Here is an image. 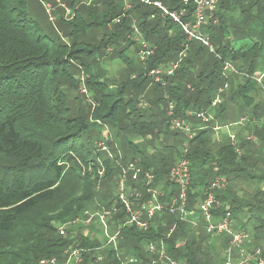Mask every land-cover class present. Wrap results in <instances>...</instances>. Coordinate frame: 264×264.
<instances>
[{
	"label": "trees",
	"instance_id": "trees-1",
	"mask_svg": "<svg viewBox=\"0 0 264 264\" xmlns=\"http://www.w3.org/2000/svg\"><path fill=\"white\" fill-rule=\"evenodd\" d=\"M31 1H37L43 8L46 1L49 2L0 0L2 244L6 242L5 237L15 235L20 230L22 221L32 211L56 199L61 189L71 180L77 183L79 189L74 192L76 195L69 197L68 207L62 204L65 211L58 219H64L67 223L74 222L82 213L78 219L85 220L86 214H90L91 210L97 213L110 209L117 198L121 165L132 161L137 160L145 170L154 171L156 188L166 194L167 200L178 194V188L170 182L169 175L175 164L185 156L190 161L193 177L188 193L189 210H193L197 200L202 202L204 192L216 178L224 177L229 182L240 179L245 160L237 157L230 137L226 141L215 143L213 128L225 118L229 120L227 124L237 125L239 121L231 116L229 106L232 108L237 102L241 103L246 99L253 108L246 113L242 104L245 111L239 120L248 118L244 129L251 132V126L258 139L264 138V117L258 111L260 101L249 95L252 91L257 92V87L260 86L253 77L264 44V30L260 38L250 37L252 41L247 46L238 40L234 41L236 37L233 36L227 42L220 40L219 36L226 35L228 26H224L223 17L230 9V0H219V26L205 27L214 53L199 42L187 43L184 32L177 24L161 18L154 7L136 0H130L132 9L128 12L125 10V0H100L95 7L91 0L87 3L85 0H70L74 11L67 10L70 12L67 18L70 20L62 21L66 24L65 30L54 28L52 33L43 29L33 17L28 7ZM152 1L161 2L172 10L181 7V0ZM246 1L248 7H243L241 11H256L260 18H264V0ZM84 6L91 10L88 13L82 12ZM157 14L154 20L151 19L152 15ZM134 21L145 40L156 48L154 56L145 65L138 57L139 45L135 40ZM255 24V27H262L264 23ZM105 27L106 31L100 35L99 41L87 38V32L105 30ZM187 44L189 49L186 57L175 75L166 79V87L155 84L148 77V71L175 64ZM127 49L136 51L143 68L128 82L111 91L97 73L92 74L99 64L96 58L102 54L108 58L119 53L121 58L129 61L125 56ZM224 62L232 63L239 74H225ZM205 69L210 72H204ZM82 74L86 75V83L94 95L95 110L89 111L86 106L83 107L76 93ZM145 84L154 86V91L161 95H149L147 89H143ZM226 85L231 86V94L223 92L221 104L212 107L220 90ZM127 88L135 92L134 95L128 93L131 94L128 101L125 98ZM258 91L261 93L260 88ZM166 97L175 104L176 117L195 123V128L204 127L196 117L198 113L210 111L214 114L215 121L204 130L197 131L192 140L184 134L172 132L165 111L168 106ZM142 98L152 109L144 111L139 108ZM120 111L125 113L123 118ZM109 126L116 132L107 141L113 158L97 147L104 129L110 130ZM148 136L150 139H147ZM167 137L183 139L187 142V147L180 151L175 147L178 140L169 144L165 140ZM250 137L254 138L252 135ZM134 138H140L142 142L135 144ZM239 140L242 149L255 146V139ZM186 150L188 152L184 155ZM257 162L255 159L250 160L251 183L258 179L251 175L252 170L259 171ZM100 172H104L103 178L100 177ZM260 179L264 180V177ZM104 187H114V194H109L111 198L102 195ZM257 194L250 195V200L246 201L239 198L233 190L226 189L219 191L217 198L223 204H231L224 205L231 206L229 210L233 216L244 206L250 207V201H254L252 199L258 204L252 203L255 210L259 204H264V201L258 200ZM220 213L223 214L224 211ZM123 216L124 214L113 219L116 223L111 225L112 232L124 226ZM96 220L98 218L94 222ZM32 226H35L34 230L28 236H20L22 244L27 243L19 257L21 259L15 258L14 264H41L44 260L52 259L61 263L67 258L66 252L72 249L84 250L82 264H125L130 259H135V264H152L155 257L146 250V246L152 242L159 244L162 240L167 245L169 256L179 264H215L218 257L214 252L215 247L211 245L219 239L213 240L205 234L197 235L190 223L182 222L179 216L168 212L158 214L147 233L131 227L121 229L119 240L122 244L118 245L119 251L109 246L113 249L110 254L103 253L109 248L100 250L101 245L95 238L98 232L94 228L89 229L88 236L77 232L78 227L79 230L85 228L83 224L70 231L76 230L77 235H72L69 240L62 237L53 226L46 228L39 223ZM26 227L22 230H29ZM255 234L254 237L259 234L258 237L264 238L263 222L261 227L256 228ZM2 244L0 255L7 256L8 253H3L1 249ZM226 247L228 244H224V248ZM215 256L217 257L214 259ZM221 264H225L224 259Z\"/></svg>",
	"mask_w": 264,
	"mask_h": 264
},
{
	"label": "built area",
	"instance_id": "built-area-1",
	"mask_svg": "<svg viewBox=\"0 0 264 264\" xmlns=\"http://www.w3.org/2000/svg\"><path fill=\"white\" fill-rule=\"evenodd\" d=\"M148 6H152L158 10L161 18L168 19L177 24L185 34L186 42H199L203 46L210 49L212 53L215 52L214 47L210 41L209 36L204 31L208 25L219 26L220 17L218 16L219 0H181L180 8L178 10H172L161 2H154L152 0H136ZM47 5H45L46 7ZM132 9L130 0H125L126 12ZM48 10V9H47ZM70 14L69 11H67ZM157 15H152L151 19H155ZM135 40L139 45L138 57L140 61L145 65L154 56L156 48L152 47L144 38L140 30L138 29L136 22L133 23ZM189 49L188 44L185 46L183 52H181L178 61L168 67H158L148 71V77L153 80L157 85L166 87V79L175 75L176 71L180 68L182 60L186 57V53ZM110 51V50H109ZM111 52V51H110ZM223 72L225 74H239L234 65L230 62H224ZM264 75L261 77H253L258 83L262 84ZM226 86L225 88H227ZM224 88V89H225ZM224 89L220 90L219 95L214 100L212 107H217L221 104V94ZM168 101L166 108L169 129L172 132H178L184 134L189 140L194 139L196 136L197 128L193 125L182 121L175 115V104L165 98ZM139 108L142 110H150L151 105L145 103L142 98L139 103ZM192 114H189L191 117ZM198 120H200L204 127L215 121L213 113L205 112L196 114ZM249 119L241 118L237 126L246 127ZM263 123V121H262ZM222 128L216 125L213 131L219 135ZM108 134H105L98 143L97 147L100 151L108 153L111 158L112 154L107 141L110 140ZM233 143L235 153L241 155L242 151L239 148V143L235 135L230 136ZM248 141L252 138L248 137ZM187 150L184 155L187 154ZM122 156L121 153L119 154ZM104 172H100V177L103 178ZM170 182L178 188V194L165 200V193L159 188H156L155 181L156 176L152 169L145 170L139 163V161H132L126 165H121V175L117 183V198L110 209H103L97 212L95 215L88 214L87 219L83 222V225L91 226L95 218H98L102 231L107 238V246H113L118 251V241L121 234V229L125 227L135 228L138 231L147 233L153 227V221L158 214L168 212L171 215H177L182 222L190 223L194 229H197L196 234L200 235L203 230L204 234L213 240L221 238L223 235H231V240L228 247L224 251L225 264H264V248H250L248 246L251 241V236L244 230L237 232L233 231V216L228 206L226 207L217 198L219 191H224L229 186L227 178H216L204 192V199L197 206V214L199 218H193V213L189 210L188 193L192 186V171L191 164L184 156L175 166L172 168L170 175ZM224 211L223 214L220 211ZM124 214V226L119 227L118 231L112 235L111 225L109 222L115 217ZM203 222V223H202ZM79 221L69 223V226L77 227ZM68 225H62L57 230L62 237H66ZM173 232V230H172ZM171 232V233H172ZM170 233V235H171ZM168 235V237H170ZM146 250L155 257L152 264H179L178 261L169 256L167 251V245L165 241L158 243H149L146 246ZM84 250L72 249L66 252V260L59 263L56 259L50 261H44L42 264H82ZM239 254V258L236 259L235 254ZM135 259H130L125 264H135Z\"/></svg>",
	"mask_w": 264,
	"mask_h": 264
},
{
	"label": "rangeland",
	"instance_id": "rangeland-1",
	"mask_svg": "<svg viewBox=\"0 0 264 264\" xmlns=\"http://www.w3.org/2000/svg\"><path fill=\"white\" fill-rule=\"evenodd\" d=\"M90 1V0H89ZM47 5L45 8H43V5H41L40 3H38L37 1H31L28 4V7L30 9V12L32 13L33 17L39 22L40 26L49 31L50 33L54 32V28L57 30H65V26L66 24H64L62 21H68L70 19H68V12H66L67 10H72L74 11V7L72 6V2L70 0H49L46 1ZM82 2V0H81ZM85 2L87 3L88 0H85ZM92 5L97 6V4H99L100 0H91ZM80 4V1H79ZM44 5V6H45ZM76 6V5H75ZM243 7H248V2L246 0H230L229 2V11L227 12V14L224 15L223 20H224V26H228L226 28V35L228 33H230L229 35H225V37L223 36H219L220 40H225L227 42V40L233 36L236 37L234 41H237L239 43L243 42V44H245L246 46L249 45V43L252 41L250 39V37H255L258 36V38L261 37V35H263V30H264V24L261 27L260 25L258 27L256 26V22H262L264 23V18H260L258 13L256 11L252 12V11H248V12H243L241 11V9H243ZM46 9V10H45ZM48 9V10H47ZM90 8L87 7H83L82 12L84 13H88V11H90ZM70 18V16H69ZM61 28V29H60ZM106 31V27L105 30H93L90 32H87V38L92 37L95 41H99L100 40V35L103 34ZM204 31H206V29H204ZM219 33V31L217 32V34ZM216 34V35H217ZM234 38H232L233 40ZM250 39V40H249ZM258 40V39H257ZM261 41H263L262 39L260 40V44L262 45L263 43H261ZM113 50H116L115 47L112 48ZM125 56L128 58L129 61H127L125 58H121L119 56V53H116L115 55L111 56V57H106V55L102 54V55H98L97 56V60L99 61V64L97 65L96 69L94 71H92V74H96L98 75L99 79L105 83L107 85V88L111 91H114L117 87H120L122 85V83L128 82L133 76H136L137 73H139L142 68L143 65L141 64V62L139 61L136 51L133 49H127ZM201 70V67L199 68ZM204 72L208 73L210 72L208 69H205ZM264 75V44H263V48L261 50V54H260V58L258 59V68L257 71L255 73V77L258 76H262ZM86 75L82 74L80 82L78 84V92H76L78 94V97H80L81 100V104L82 106H86L85 108L89 111L91 110H95V99H94V95L92 94L90 88L88 87L87 83H86ZM242 83V82H241ZM227 86V85H226ZM225 86V87H226ZM224 87V88H225ZM260 88L261 93L258 91ZM143 89H147V91L149 92V95H157L160 96L161 93L160 92H155V87L154 86H149V84H145V86L143 87ZM257 92L256 91H252L251 93H249L250 96L252 97H257L258 101H260V105H259V112L263 115L264 117V80L262 82V84L260 86L257 87ZM262 89V90H261ZM134 90H130V88L126 89V101L129 100V96L131 94H135V92H133ZM227 91V92H226ZM232 88L231 86L227 87L224 89V92H226V94H231ZM131 94H128V93ZM230 96V95H229ZM141 101V100H140ZM139 101V103H140ZM243 102L239 103L237 102V105H235L234 107L231 108V105L229 103V113H231V116L234 118V120H238L242 114V112H244L246 110V113L251 112L253 105H251V103L249 101H247L246 99L242 100ZM145 103H147V101H145ZM242 104H244V108L245 110L242 108ZM139 105V104H138ZM83 106V107H84ZM240 106V107H239ZM152 109V107H151ZM145 111V110H144ZM166 111V110H165ZM121 112V117L123 118L125 116V113L123 111ZM220 124L222 125V127L224 128L227 124V122H229V120H227V118H225V120H221L219 121ZM219 126V125H218ZM237 126V125H236ZM237 127H241L244 129V127L242 126H237ZM110 130L108 128L104 129V132L102 133V138H104L105 134H108L109 132H112V134L110 133L109 136L110 138H112V135H115L116 132L115 130H113L110 126H109ZM220 138H223V141H226L227 138V129L224 128L223 130H221V133L219 134ZM147 139H150V137L148 136ZM255 139V138H252ZM167 141V143L172 144L173 142H175V140H178V144H176V148L178 150H182L187 147V142L183 139H175L172 137H167L165 139ZM213 140L216 143L217 142V136L216 133L214 132V136H213ZM133 142L135 144H139L140 142H142V140L140 138H134ZM222 142V140H221ZM264 153V152H263ZM264 155V154H263ZM120 164V161L118 162ZM258 168L259 171H251V175L252 176H257L258 179L254 182H252V189H254L253 194H257L258 195V200L259 201H264V180H261L260 178L264 177V160H258ZM256 163V164H257ZM248 178V174H246L244 176V178H242V180H240V182H242L243 180ZM241 179V178H240ZM79 189L77 183L73 180L68 181V183L63 187V189H61L59 196L54 199L51 202L45 203L42 206L38 207L37 209H35L34 211H32L27 219L25 221H22L21 223V228L20 230L15 234V235H9L7 237H5L6 242L2 244L1 240H0V247L2 244V250L3 253L7 252V256L5 254H1L0 255V264H14L13 260L15 258H17L18 260H20L21 258H19L23 252V249L26 245L22 244V235H26L28 236L30 232H32L34 230V227L32 226L35 223H39V225H44L46 228L48 226H53L54 228L58 229L60 226L62 225H68L67 227V233H66V239L69 240V237H71L72 235H77V232L80 231L83 235L87 236L89 234L88 229H98L99 227H101V225L99 226V221L96 220L94 222V224H92L90 227L85 225V228H82L81 230H79L78 228L75 231L71 232V230H74V227L69 226V223L71 222H66L63 221L64 219H58L59 216H62V214L64 213L65 209H63L62 204L64 203V205H66V207L69 206V197L70 196H74L76 195V193L74 194V192ZM263 193V194H262ZM109 194H114V187H112L111 189L104 187L103 190V196H109V198H111V195ZM241 195V193H240ZM73 198V197H72ZM254 201H250V207L248 206H244L242 209L237 210L234 213V218L238 221H241L242 224L245 225V230H247V232L249 233H255L256 232V228L261 227V223H264V204H259V209L257 208L256 210L252 207V203L253 204H257V202L255 201V199H252ZM247 203H245L246 205ZM240 208V207H239ZM94 210L89 211V213L91 215H95L96 212L94 213ZM88 214H86L87 217ZM82 213L80 214V216L78 218H81ZM76 219L79 221V224H83V222L86 220L84 219ZM234 220V219H233ZM63 221V222H62ZM116 222L112 219V221L109 222V225L115 224ZM97 224V225H96ZM24 226H27L26 228H28L29 230H25L22 228ZM115 228V227H114ZM101 229V228H100ZM112 232V230L110 231V233ZM116 232V231H115ZM114 232V233H115ZM96 240L100 243L101 248L103 249V246H106V244L104 245L106 238L105 235L100 233L99 235L96 233ZM33 238V237H32ZM1 239V238H0ZM76 238L73 240L75 241ZM121 240L118 241V244H122L120 243ZM212 247H215V251L217 253V256L214 257V259L216 258V263L217 264H221L222 260H223V249H224V243H222L221 241H218V243H213L211 245ZM112 247H110L108 250H105V252L103 253H109L112 252ZM220 258V260H218ZM218 260V261H217ZM46 261V260H44ZM42 261V262H44ZM215 263V264H216ZM42 264V263H41Z\"/></svg>",
	"mask_w": 264,
	"mask_h": 264
},
{
	"label": "crops",
	"instance_id": "crops-1",
	"mask_svg": "<svg viewBox=\"0 0 264 264\" xmlns=\"http://www.w3.org/2000/svg\"><path fill=\"white\" fill-rule=\"evenodd\" d=\"M258 77H261V76H258ZM263 80H264V78H263ZM263 82V81H262ZM263 121V120H262ZM186 123H188V122H186ZM219 124V126L222 128V130L224 129V128H226L227 129V138L228 137H230V136H232V135H235V136H237V139H238V141H239V147H240V149H241V151H242V154L239 156V155H237V157L239 158V159H244L245 161L243 162V169H244V172L242 173V175H241V179H239L238 178V180H236V181H231V182H229V186H228V190H233V192L234 193H237V195H238V197L239 198H243V199H245L246 201H249L250 200V195H252L253 194V192H254V189H252V183H251V181L249 180V169H250V160H264V138L263 139H258V137L256 136V134H255V129H253L251 126H250V129L252 130L251 132H250V130L248 129L247 130V128L246 129H243V128H241V127H237L236 125H235V123L234 124H226V126L223 128L222 127V125L220 124V122H218ZM189 124H191V125H193V126H197L195 123H189ZM200 126H201V124H200ZM203 128V127H202ZM202 128H198L197 127V131H202V130H204V129H202ZM262 128L264 129V127L262 126ZM250 135H252L254 138H255V146L253 147H247L246 149H242L241 148V142H240V138H244L245 139V141H246V139L248 138V137H250ZM216 136H217V141L218 142H220L221 140L223 141V138H220L219 137V135H217L216 134ZM240 137V138H239ZM253 140V139H252ZM252 148V149H251ZM246 169H247V171H246ZM246 174H248V178L247 179H245V180H243L242 182H240V180H242V178H244V176L246 175ZM228 180V179H227ZM197 190H195V192H196ZM226 191V190H225ZM198 192V191H197ZM196 192V193H197ZM240 193H241V195H240ZM165 196H166V194H165ZM200 203V201L199 200H197L196 202H195V205L193 206V210H190L192 213H193V218H199L198 217V214H197V211H196V209H197V206H198V204ZM225 205H231L230 203H228V202H225L224 203ZM229 209H231V206H229L228 207ZM233 218H234V215H233ZM97 225V224H96ZM99 226H100V223H99ZM90 227V226H89ZM101 227H99L98 229H96L95 228V230L98 232L97 234L99 235L100 233H102V234H104L103 233V231H102V228L100 229ZM246 228H245V225L244 224H242L241 223V221H238V220H236L235 218H234V220H233V231L234 232H237V231H240V230H244V231H246L247 232V230H245ZM111 230L113 231V229H112V226H111ZM195 230H197V229H195ZM201 231H202V233H200V235L201 234H204L203 233V230L202 229H200ZM88 231H89V229H88ZM89 233H90V231H89ZM112 233V235L113 234H115L114 232H111ZM249 233V232H248ZM249 234H251V241L249 242V244H248V246L250 247V248H264V238H260V237H258V235H257V237L255 236L254 237V235H256L255 233L253 234V233H249ZM89 235V234H88ZM87 235V236H88ZM105 235V234H104ZM199 235V236H200ZM105 238H106V236H105ZM230 240H231V235H229V234H226V235H223L221 238H219V240H217V242H214V243H218V241H221L222 243H224V244H229V242H230ZM227 241H228V243H227ZM105 243H106V246H103L104 248L103 249H100V250H105L106 248H110L109 246H107V238H106V241H105ZM104 243V244H105ZM119 245V244H118ZM227 246V245H226ZM227 248V247H226ZM226 248H224L223 249V259H224V261H225V255H224V251L226 250ZM118 251H119V247H118ZM234 258H236V259H238L239 258V254L237 253V254H235V257Z\"/></svg>",
	"mask_w": 264,
	"mask_h": 264
},
{
	"label": "bare ground",
	"instance_id": "bare-ground-1",
	"mask_svg": "<svg viewBox=\"0 0 264 264\" xmlns=\"http://www.w3.org/2000/svg\"><path fill=\"white\" fill-rule=\"evenodd\" d=\"M238 140V139H237Z\"/></svg>",
	"mask_w": 264,
	"mask_h": 264
}]
</instances>
